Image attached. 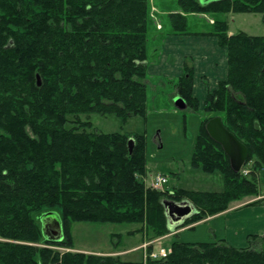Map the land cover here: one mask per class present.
I'll use <instances>...</instances> for the list:
<instances>
[{"label": "trees", "instance_id": "1", "mask_svg": "<svg viewBox=\"0 0 264 264\" xmlns=\"http://www.w3.org/2000/svg\"><path fill=\"white\" fill-rule=\"evenodd\" d=\"M176 4L168 10L171 30L161 33L162 40L213 35L228 50L227 77L207 89L202 106L194 95L191 59L182 76L170 78L186 109L199 116L191 165L219 171L222 191L149 187L147 134L89 132L92 122L80 117L115 114L126 123L148 115L149 31L156 27L151 0H0V264H142L73 251V223H138L152 240L170 232L164 200H188L197 208L179 229L262 195L264 35L229 34L227 15L260 13L264 20V0ZM202 13L213 19L212 28L193 30L188 16ZM216 115L249 149L238 172L205 128ZM186 119L184 114L183 131ZM48 211L60 215V241L46 239L36 220ZM248 242L239 248L222 237L173 238L168 261L264 264V234L250 235Z\"/></svg>", "mask_w": 264, "mask_h": 264}, {"label": "rangeland", "instance_id": "2", "mask_svg": "<svg viewBox=\"0 0 264 264\" xmlns=\"http://www.w3.org/2000/svg\"><path fill=\"white\" fill-rule=\"evenodd\" d=\"M176 7V0H151V12L156 24V27L153 26L149 31V57H151V63L159 58L160 47L163 46L165 41L160 37L161 33H168L171 30L168 10ZM209 16L205 13L189 15L188 19L192 29L210 30L212 28L210 23L213 22V19ZM228 21L235 33L245 31L252 35H264V20L263 15L260 13H238L234 14L233 17L228 16ZM147 83L149 84V98L147 102L148 115L146 117L134 116L124 123L115 114H81L82 120L92 122V128H87V131L147 133L149 165L151 166V173L148 172V176L156 173L168 176L169 183L167 187L171 188L184 187L196 190L222 191L224 189V179L219 171L207 173L200 168H194L190 162L193 139L198 129V114L190 112L186 109L187 107L183 109L176 108L173 82L166 75L151 74V82ZM184 114L187 115L185 131H183ZM71 119H74V117L72 116ZM244 170L247 171V169ZM261 177V190L263 193L264 173ZM147 178L150 179V176ZM255 198L248 196L241 201H253L256 200ZM48 212H53L55 215L59 214L56 211ZM44 214L36 217L42 234L46 225ZM205 220L208 221L209 218L202 221ZM140 227L141 224L138 223L75 222L72 225V234L74 249L76 250H72L119 255L126 261H141L143 251L139 247L148 240V237L146 231L138 230ZM211 227H213L211 222L201 225L197 229H189L187 226L182 227L177 229L176 233L166 237L165 242L170 243L173 238L175 240L207 241L211 239L209 233ZM182 229L185 230L179 234ZM131 231L134 232L129 233ZM118 238H120V241L116 245L115 242L118 241ZM38 245L42 246L43 244ZM53 248L67 250L57 246H53Z\"/></svg>", "mask_w": 264, "mask_h": 264}, {"label": "crops", "instance_id": "3", "mask_svg": "<svg viewBox=\"0 0 264 264\" xmlns=\"http://www.w3.org/2000/svg\"><path fill=\"white\" fill-rule=\"evenodd\" d=\"M234 14L229 13L227 17H233ZM233 33L235 32L229 23V34ZM160 48L157 60L151 63V57L149 58L147 81L151 82V74H164L169 79L178 78L185 72V61L191 59L194 69V95L199 99L201 106L207 96V89H215L219 82L227 77L228 50L219 45L216 36L169 35ZM148 169L151 173L149 164ZM255 199L263 201L258 204H249L251 202L249 200L232 202L226 211L208 217V221L194 224L196 225L194 229L211 222L213 224L209 231L211 239L222 237L229 245L247 247L250 235L264 234V192Z\"/></svg>", "mask_w": 264, "mask_h": 264}, {"label": "water", "instance_id": "4", "mask_svg": "<svg viewBox=\"0 0 264 264\" xmlns=\"http://www.w3.org/2000/svg\"><path fill=\"white\" fill-rule=\"evenodd\" d=\"M215 0H201L203 4H207ZM40 84V79L38 80ZM174 103L176 108L183 109L187 107L185 100L180 96H175ZM205 128L208 134L219 143L224 152L230 159V165L234 171H240L246 163L249 156V149L241 140H239L233 132H231L223 122L221 115H216L209 119ZM133 138L129 141L130 150L133 149ZM163 205L165 208V214L168 219L170 229H174L181 225L187 218L197 213V208L193 203L188 200L174 201L164 200ZM46 220L43 236L52 241H60L63 239V227L59 214L48 212L43 215Z\"/></svg>", "mask_w": 264, "mask_h": 264}, {"label": "built area", "instance_id": "5", "mask_svg": "<svg viewBox=\"0 0 264 264\" xmlns=\"http://www.w3.org/2000/svg\"><path fill=\"white\" fill-rule=\"evenodd\" d=\"M213 21V20H212ZM245 173L247 171L244 170ZM150 176V179L147 177ZM145 178V182L147 185L151 188L164 191L166 189V185L168 184V177L163 174H149ZM174 232H169V234L163 235L161 237H158L154 240H147L142 243V245L139 247L143 251L142 256V264H170L169 263V257L172 253V248L170 243L165 242L166 237L174 234ZM164 238V240H163ZM189 264H212L210 262H204V263H189Z\"/></svg>", "mask_w": 264, "mask_h": 264}, {"label": "bare ground", "instance_id": "6", "mask_svg": "<svg viewBox=\"0 0 264 264\" xmlns=\"http://www.w3.org/2000/svg\"><path fill=\"white\" fill-rule=\"evenodd\" d=\"M179 226H180V225H179ZM179 226H177L176 228H174V229H172V230L170 229V232H171V231H173V232L175 231V233H176V230H177V228H178Z\"/></svg>", "mask_w": 264, "mask_h": 264}]
</instances>
